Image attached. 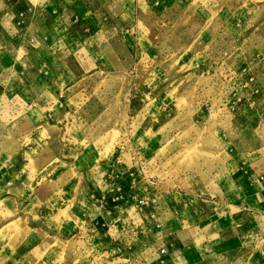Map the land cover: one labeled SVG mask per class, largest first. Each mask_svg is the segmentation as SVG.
I'll use <instances>...</instances> for the list:
<instances>
[{
    "label": "rangeland",
    "instance_id": "obj_1",
    "mask_svg": "<svg viewBox=\"0 0 264 264\" xmlns=\"http://www.w3.org/2000/svg\"><path fill=\"white\" fill-rule=\"evenodd\" d=\"M87 1L122 62L83 78L74 49L58 157L7 123L0 60V264H264V0Z\"/></svg>",
    "mask_w": 264,
    "mask_h": 264
},
{
    "label": "crops",
    "instance_id": "obj_2",
    "mask_svg": "<svg viewBox=\"0 0 264 264\" xmlns=\"http://www.w3.org/2000/svg\"><path fill=\"white\" fill-rule=\"evenodd\" d=\"M88 4L87 0H0V35L10 36L9 18L18 20L21 28L25 29L23 37L18 40H9L6 36L0 38L3 39L0 42V50L4 45L8 47L16 44L13 46H17V51H20L16 56L0 55V60L20 63V86L18 91L15 90L18 93L19 107L14 108L15 104H10V118L7 123L20 126L21 140L24 137H35L32 134L34 130H47V141L50 143L48 146L53 157L59 156V149H54L61 139L57 133L58 118L63 112L67 113L70 109L73 113L75 109L71 106L75 98L70 91L72 76L67 68L69 60H74V57H71L74 56V49L77 46L80 48L78 60L88 68L86 74L80 76L83 78L87 73H90L88 77L92 78L106 74L109 60L119 64L122 62L119 59L121 55L115 52L116 47L121 45L122 38L107 36L109 28L102 21L93 24L91 18L95 15L94 12H100L101 9L93 11ZM139 10V0H133V23L134 14L139 15ZM111 23V27L116 26L114 21ZM102 24L105 26L102 27ZM119 27L118 25L117 28ZM96 31L103 33L102 36H94ZM95 38L99 39L100 43L95 41ZM71 47L73 54L70 53ZM8 69H3L7 70L4 77L14 78L16 70ZM114 71L118 73L119 69ZM76 72L84 73L77 65ZM7 84V81L5 85L0 82V94L8 93ZM79 100L80 98H75V103L79 104ZM60 102L62 106L59 105ZM16 110L20 111L19 116L12 117ZM38 140L35 139L36 142ZM25 165L28 167L29 162ZM25 165L22 164L21 168ZM47 166L48 162H37L40 173ZM22 174L21 172L19 176ZM262 178L264 175L259 177L261 185L264 183ZM262 188L264 189V186ZM182 235L186 236V232Z\"/></svg>",
    "mask_w": 264,
    "mask_h": 264
},
{
    "label": "built area",
    "instance_id": "obj_3",
    "mask_svg": "<svg viewBox=\"0 0 264 264\" xmlns=\"http://www.w3.org/2000/svg\"><path fill=\"white\" fill-rule=\"evenodd\" d=\"M262 180H264V178H262Z\"/></svg>",
    "mask_w": 264,
    "mask_h": 264
}]
</instances>
